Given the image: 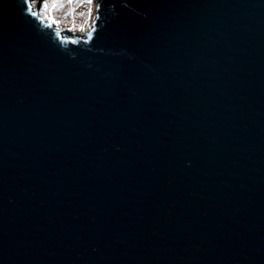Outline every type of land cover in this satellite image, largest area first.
<instances>
[{"label":"water","instance_id":"95a60500","mask_svg":"<svg viewBox=\"0 0 264 264\" xmlns=\"http://www.w3.org/2000/svg\"><path fill=\"white\" fill-rule=\"evenodd\" d=\"M96 6L0 0V264H264V0Z\"/></svg>","mask_w":264,"mask_h":264},{"label":"rangeland","instance_id":"374dc122","mask_svg":"<svg viewBox=\"0 0 264 264\" xmlns=\"http://www.w3.org/2000/svg\"><path fill=\"white\" fill-rule=\"evenodd\" d=\"M51 4V0H49ZM35 7V3L33 5ZM89 8L92 9L89 15ZM96 0H93L91 5L83 2V0H59L55 9H52V15L60 21L59 25H55L67 33H76L82 35L88 33L96 19ZM83 28V31L81 30Z\"/></svg>","mask_w":264,"mask_h":264},{"label":"snow or ice","instance_id":"6c2138e0","mask_svg":"<svg viewBox=\"0 0 264 264\" xmlns=\"http://www.w3.org/2000/svg\"><path fill=\"white\" fill-rule=\"evenodd\" d=\"M69 3H72V0H68ZM83 2L91 5L93 0H83ZM24 10L34 19L38 18L41 23L47 21V26L52 27L54 25H59L60 21L55 19L52 15V9H55L59 3V0H51V4H49V0H22ZM35 3V8H34ZM92 9L89 8V15H91ZM83 31V28H81ZM57 35H60L57 32ZM92 33L89 32V36Z\"/></svg>","mask_w":264,"mask_h":264}]
</instances>
